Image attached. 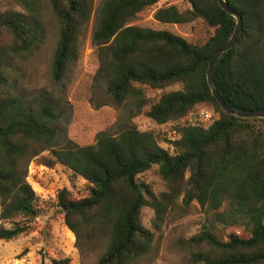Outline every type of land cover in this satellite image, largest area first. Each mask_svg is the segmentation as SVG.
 Returning <instances> with one entry per match:
<instances>
[{
    "label": "trees",
    "instance_id": "trees-1",
    "mask_svg": "<svg viewBox=\"0 0 264 264\" xmlns=\"http://www.w3.org/2000/svg\"><path fill=\"white\" fill-rule=\"evenodd\" d=\"M35 0H4L0 11V239L9 241L29 230L38 215L37 195L27 181L29 164L59 163L87 184L74 197L63 187L56 203L80 253L101 249L96 264H131L146 255L152 231L142 224V210H153L154 227L177 207L196 202L205 212L199 232L186 245L194 264H264V118L225 112L211 94L206 70L212 53L232 36L236 21L217 0H186L154 12L163 24L200 19L213 33L200 45L166 29L133 25L142 10L159 0H49L59 23L50 72L60 82L76 58L78 41L91 18V43L98 59L97 79L105 82L117 118L80 146L64 137L56 145L62 111L52 97L16 93L6 73L7 58L31 49L40 38ZM240 14L242 31L235 44L215 61L212 75L224 101L241 110L264 109V0H226ZM21 5L23 11L15 10ZM153 102L145 88L161 90ZM199 104L217 117L208 126L180 124ZM144 114L156 126L172 124V151L160 145V133L140 130ZM47 152V155H43ZM157 165L165 189L153 193L139 175ZM239 226L249 234L226 233ZM69 257L50 264H70ZM43 264V263H41Z\"/></svg>",
    "mask_w": 264,
    "mask_h": 264
},
{
    "label": "rangeland",
    "instance_id": "rangeland-1",
    "mask_svg": "<svg viewBox=\"0 0 264 264\" xmlns=\"http://www.w3.org/2000/svg\"><path fill=\"white\" fill-rule=\"evenodd\" d=\"M4 0H0V11L4 10ZM100 0H94V5ZM30 7L37 11L40 38L30 50L7 58L6 73L13 90L29 99L52 97L62 111L58 124L57 146L64 137L83 146L93 144L98 132L109 128L117 118L118 109L110 105L106 96L105 82L97 79L98 59L96 48L91 43L94 20L91 18L87 28L78 41L76 58L70 62L63 79L54 82L50 66L59 36V23L52 11L49 0H35ZM170 5L179 10L190 7L186 0H159L156 4L139 12L131 22L133 25L166 29L193 44H202L213 33L198 19L186 24H163L153 15L160 7ZM15 10L23 11L21 5ZM180 84H173L161 90L145 88L149 102L156 101L162 93L179 90ZM202 111L212 112L211 120H201ZM217 117L207 104L194 106L180 124L199 122L208 126ZM140 130H155L160 133V145L172 151L165 137L170 134L172 124L156 126L143 113L134 118ZM43 155H47L44 152ZM139 180L148 185L153 193H159L165 186L157 174V165L139 175ZM27 181L37 195L38 215L29 222V230L18 237L6 241L0 239V264H50L52 258L69 257L70 264H96L101 249H87L80 253L75 247V236L65 226L63 214L56 203L58 190L65 187L74 197L83 196L87 184L63 165L57 163L46 167L34 159L27 169ZM154 212L149 207L142 210V224L153 233L149 252L131 264H194L190 249L185 244L197 234L205 221L204 210L192 202L189 207H177L170 211L159 227H154ZM0 225L11 227L13 223L0 220ZM226 233H234L241 238L249 237L243 227H229Z\"/></svg>",
    "mask_w": 264,
    "mask_h": 264
},
{
    "label": "water",
    "instance_id": "water-1",
    "mask_svg": "<svg viewBox=\"0 0 264 264\" xmlns=\"http://www.w3.org/2000/svg\"><path fill=\"white\" fill-rule=\"evenodd\" d=\"M217 2L224 11H226L228 14H230L231 16H233L235 18L236 26H235V30H234L232 36L229 38V40L223 46H221L220 48L215 50L209 59L208 67L206 70V80H207V84L210 88L211 94L218 101L220 107L225 112H228L232 115H235V116L241 117V118H251V117L264 118V109L241 110V109H238L236 107H233V106L227 104L215 86V83L213 80V75H212L214 63H215L216 59L222 53L228 51L235 44L237 38L239 37V35L241 34V31H242V19H241L240 14L237 13L236 11H234L233 9H231L229 7L228 3L226 2V0H217ZM263 226H264V214H263Z\"/></svg>",
    "mask_w": 264,
    "mask_h": 264
},
{
    "label": "built area",
    "instance_id": "built-area-1",
    "mask_svg": "<svg viewBox=\"0 0 264 264\" xmlns=\"http://www.w3.org/2000/svg\"><path fill=\"white\" fill-rule=\"evenodd\" d=\"M212 112H208V111H202L200 113V119L201 120H211L212 119Z\"/></svg>",
    "mask_w": 264,
    "mask_h": 264
}]
</instances>
